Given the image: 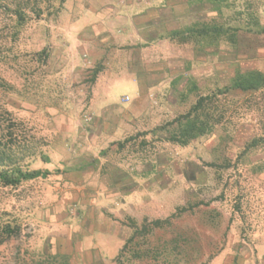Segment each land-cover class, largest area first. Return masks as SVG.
<instances>
[{"label":"rangeland","instance_id":"374dc122","mask_svg":"<svg viewBox=\"0 0 264 264\" xmlns=\"http://www.w3.org/2000/svg\"><path fill=\"white\" fill-rule=\"evenodd\" d=\"M212 24L240 26L236 42L172 34ZM263 28L264 0H0V149L12 164L50 170L17 186L0 182V223L23 228L0 239V264H73L52 239L86 196L91 210L110 204L106 215L124 226L128 217L141 225L187 208L138 237L124 264H264V148L240 157L262 131L264 97L256 109L246 107L247 93L221 96V123L188 144L169 140L172 127L162 130L238 70L264 72ZM122 32L140 40L139 62L156 65L138 96L122 84L102 85L132 54L107 46ZM120 79L124 85L132 76ZM117 114L137 118L117 133ZM210 115L212 124L219 114Z\"/></svg>","mask_w":264,"mask_h":264},{"label":"trees","instance_id":"16d2710c","mask_svg":"<svg viewBox=\"0 0 264 264\" xmlns=\"http://www.w3.org/2000/svg\"><path fill=\"white\" fill-rule=\"evenodd\" d=\"M65 0H61L64 2ZM216 3L218 6H221L223 3H228V0H211ZM37 8H35V12L38 13V16L43 12L42 8L35 4ZM240 13V12H238ZM18 16L20 19H23V14L19 10ZM259 25V22H256ZM240 29V26H228L225 27L223 24H212V25H204L202 27L197 28V30L192 29L189 30L188 33L184 34L183 31L175 30L172 32L174 35H180L181 39L185 40L188 37L185 35H191V33L197 35H204L210 38V42L216 43L218 38L222 35H227V38L234 44L236 42V32ZM264 29V28H263ZM228 30H231L233 34L229 33ZM235 31V32H234ZM235 35V36H234ZM48 56V51L44 50ZM100 68H96L94 70V76L92 81L95 80V77L100 72ZM234 91L247 93L249 96L246 100V107H254L257 103L258 106L256 109H261V103L257 102V97H264V72L259 69L253 70H244L237 71L236 74L232 77L230 84L224 85L222 87H218L215 91L199 95L196 101L191 105L187 112L178 115L172 121L168 122L165 128L172 127V132L170 134L169 140L173 142H177L179 144H188V141L196 136L204 135L212 130L215 124H219L224 117L226 110L223 109V106L219 105V99L221 96H227L228 94H232ZM250 108L249 110H251ZM255 109V108H254ZM264 109V108H262ZM215 110L219 114L215 120H213L212 124L209 121V117L211 113H214ZM131 137L126 138L124 141L120 143L123 145L125 142L129 141ZM259 147L264 148V125L262 131L254 136L250 141H248L243 150L240 153V157L252 152V150L257 149ZM8 154L5 150L0 149V182L3 185L7 186H17L23 181L32 180L38 177H47L50 174L49 169H25L19 164H12L8 161ZM258 169L264 170V162H262ZM187 211L185 206L177 207L176 210L167 216L166 218H155L149 219L148 217H144L142 224H137L136 220L128 217L129 223L126 226L130 227L133 232L124 242L121 250L116 256L115 260L117 264H124L123 257L125 256V252L131 249V244L140 237L145 236L152 233L155 228H164L166 226L171 225L174 219H177ZM23 228L20 224H12L10 222L0 223V239H7L10 237H18L20 236ZM131 253V250L129 251ZM133 257H140L139 250H132Z\"/></svg>","mask_w":264,"mask_h":264},{"label":"crops","instance_id":"0c3cea01","mask_svg":"<svg viewBox=\"0 0 264 264\" xmlns=\"http://www.w3.org/2000/svg\"><path fill=\"white\" fill-rule=\"evenodd\" d=\"M125 20L128 22L129 18ZM123 26H127V24H123ZM139 41L140 40L136 36L134 37L133 34L128 36L127 33L123 32L112 45L110 43V45H107V41H104V43L109 46L108 48L112 49V46L118 44L126 47L125 49L129 51L130 54L132 53L122 64L115 65L117 68L112 69L110 74L118 76V78L110 79V81L102 83L104 87L108 88V86L114 83L117 85L122 84L124 88L133 89L136 91L135 93H137L138 91H145V89L152 84L150 82V77L154 69L152 66L156 67V65L152 64L146 68L143 64V60L139 62L140 57H137V52L135 53V51H139ZM160 73H162V71H160ZM125 74H130L132 76V81H130V83L125 82L123 85L124 80L120 78ZM126 96L132 97L128 93H126L124 97ZM134 96H138V93ZM131 118L135 120L137 116H129L128 119H125V115L117 114L114 120L117 125L113 127V130L118 133V131L122 129L120 123L130 122L131 120L129 119ZM69 181L76 186H80L82 183L78 182L79 180H77L76 175H73ZM98 197L99 195H96V198L94 197L92 201H96ZM89 203H91L89 196L77 198L78 214H66L67 219L65 222L67 226L65 229L61 228L60 231L54 234L52 239L54 243L53 250L56 253L59 251L62 254L70 255L73 264H75V262L77 264H117L115 260L118 255L117 252L126 241L129 230L117 220L106 215V211L110 213L114 211L110 208V204L106 203L101 209L96 206L94 211L88 206ZM81 215H83L84 218Z\"/></svg>","mask_w":264,"mask_h":264}]
</instances>
